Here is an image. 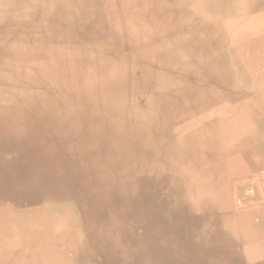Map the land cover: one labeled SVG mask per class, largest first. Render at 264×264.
Segmentation results:
<instances>
[{
	"label": "bare ground",
	"instance_id": "1",
	"mask_svg": "<svg viewBox=\"0 0 264 264\" xmlns=\"http://www.w3.org/2000/svg\"><path fill=\"white\" fill-rule=\"evenodd\" d=\"M262 114L264 0H0V264H264Z\"/></svg>",
	"mask_w": 264,
	"mask_h": 264
},
{
	"label": "rangeland",
	"instance_id": "2",
	"mask_svg": "<svg viewBox=\"0 0 264 264\" xmlns=\"http://www.w3.org/2000/svg\"><path fill=\"white\" fill-rule=\"evenodd\" d=\"M252 110H255V109H252ZM252 110L249 112V116L251 117L252 121L239 119V122H236V125H238V127H243L244 125H246V126H250L251 129H254L253 125H256V124L259 125L260 121L259 122L256 121V118L253 116L254 114H253ZM262 115L264 116V114H262ZM260 117L264 123V118L262 116H260ZM259 134L260 133L255 132V135H259ZM256 142H258L257 137L255 138V142L252 143L251 145H254ZM249 151L252 152V149H249Z\"/></svg>",
	"mask_w": 264,
	"mask_h": 264
}]
</instances>
